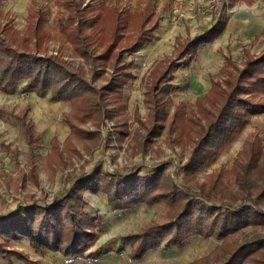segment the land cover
I'll use <instances>...</instances> for the list:
<instances>
[{
	"label": "rangeland",
	"instance_id": "obj_1",
	"mask_svg": "<svg viewBox=\"0 0 264 264\" xmlns=\"http://www.w3.org/2000/svg\"><path fill=\"white\" fill-rule=\"evenodd\" d=\"M17 1L4 0L3 7L11 11L14 17V19L11 18V26L15 32L21 34H15L16 40L19 42L20 36H26L30 49L38 55L54 57L62 62L66 69L77 71L80 78H85L90 86L76 89L92 99L95 95L90 88L99 93L105 92L106 97L109 95V90L102 86L118 70L115 57L120 53V49L129 46L130 42L136 39L140 29L142 30L141 27L139 29L135 26L136 20L142 18V14L149 12L154 17L161 16L151 11L152 6L148 0H74L77 8H86L88 13L84 15L85 17L97 16L99 12L106 15L108 11L115 9L121 17V24L126 23L123 28L118 22L117 29H106L107 33L102 39L99 32L91 28L83 29V33L88 35L84 42L88 45L91 55L86 57L75 46L74 31L71 27H67L72 22L71 17L62 0H37V9L31 7L32 0ZM223 1L222 8L226 7L225 12L232 11L227 31L228 37L224 42L201 47L197 58L190 66L177 65L173 68L171 71L173 78L170 81L173 86L171 91L173 103L167 108V116L162 126L158 125L154 135L150 134L149 129L153 127V101H147L146 95L152 90L151 85L154 83L152 70L157 64L163 62L166 56L172 55L170 52L175 46L174 41L178 34L182 32L184 35L197 34L211 24L215 16L220 14ZM230 1L154 0L156 10H160L163 13L162 16L166 14L168 22L164 28L162 27L161 30L159 28L158 36L154 33L155 38L145 42L141 48L122 52L123 58L132 64L133 73H135V77L124 87L125 106L109 111L115 103L107 104V99L111 100L107 98L106 102L102 101L106 104L104 107L106 110L99 120L88 119L79 124L80 129L85 132L98 131V135L91 133L89 135L86 132L85 135L88 137L83 139L81 133L76 132V134L72 126L63 122L62 119V112L65 109V111L70 110V107L59 108L57 106L60 104H54L48 99L49 108L40 110L36 117V127L42 135L44 128H47L45 126L48 125L49 136L42 139L41 145L35 151L36 154L34 152L31 155L36 157L35 162L31 159L29 148L17 129V121L12 116L0 119V216L14 212L18 206L29 207L33 203L42 206L50 204L59 194L67 193L77 173L92 171L95 165L101 163L108 170L118 168L124 174L132 170H137L141 174L154 173L163 163L166 166L165 173L170 176L171 181L183 187H190L195 192H198L201 187L210 188V178H219L223 185L217 188V191L215 190L216 203L234 202L232 195L239 194L247 186L251 194L256 195V192L264 187V172L261 171L264 168V155L259 153L260 157L245 183L237 178L236 167L248 162L247 155L251 152L252 143L257 145H254L256 148L260 143L264 151V112L259 115H247L243 129L227 147L217 153L215 159L203 163L192 174L186 173L185 169V164L195 145V139L189 135L197 134L195 126L191 123L193 130L188 126L185 128L187 118L189 115H196L198 98L205 97L209 92L210 76L220 72L219 69L225 59L224 52L231 53L236 60L241 61L244 47L254 45L253 34L264 29V0H258L256 5L250 8H244V0L238 1L234 6L229 5ZM218 6L221 9L218 10ZM65 8L67 11L62 10ZM37 19L43 24L39 35L33 33ZM144 24L145 28L152 25L148 21ZM120 34L122 39L119 44L107 53L109 55L107 59H103L100 55L106 52L112 40H119ZM263 47L264 39L261 37L252 50L257 52ZM164 55L166 56L163 57ZM225 77L226 72L219 73L217 79L223 84ZM19 85L18 88H21L18 91L13 89L11 94L7 92L6 96L9 98H0L1 101H5L4 104L10 107L15 106L18 111L25 106L30 92L26 88L25 81L19 82ZM223 89L219 85L208 97L223 94ZM245 90L246 88L242 93ZM49 93H52V90L47 89L42 94ZM204 93L206 94L203 95ZM178 105L185 117L180 119L176 129L177 121H172V118ZM71 110L73 111V107ZM54 136H58L61 140L58 141L55 150L48 142L49 138ZM56 137L54 140L57 142ZM4 141L11 145V149L17 147L19 149L17 154L14 151L11 155V152L2 146ZM50 150L49 154L53 155L52 164L44 159ZM245 150L246 156L243 154ZM84 198L87 202V211L92 214L98 213L100 219L95 230L97 238L93 240L91 248L99 246L109 249L124 248L121 254L106 255L97 264H216L223 260L226 252L234 248L236 242L264 236V221L256 224L248 223L226 237H192L182 246L149 249L143 257L136 260L129 255L130 247L119 239L118 235L139 231L150 223H161L170 214H174L178 207L173 209L166 203L153 205L146 203L126 211L116 212L111 209L103 193L95 194L87 191ZM237 202H240L238 195ZM260 207L264 212V198ZM0 241L10 249L27 252L36 258L37 254L29 238H11L10 240L2 238ZM43 258L45 264H56L52 261V252L46 251ZM260 258H263L262 255ZM64 262L65 264H82L79 258H66ZM0 264H7L6 258L0 256ZM243 264L261 263L249 259Z\"/></svg>",
	"mask_w": 264,
	"mask_h": 264
},
{
	"label": "trees",
	"instance_id": "obj_2",
	"mask_svg": "<svg viewBox=\"0 0 264 264\" xmlns=\"http://www.w3.org/2000/svg\"><path fill=\"white\" fill-rule=\"evenodd\" d=\"M62 3L68 8L69 17H71L72 22L67 27H71L74 31L75 46L86 57L91 55L85 43L88 35L83 33V29L91 28L99 32L102 39L107 33L106 29H117L118 22L122 28L126 25L125 22L121 24V17L115 9L108 11L106 15L99 12L97 16L85 17L84 15L88 13L86 8H77L74 0H62ZM142 15V18L135 22V26L139 29L141 27L142 30L140 29L136 39L130 42L129 46L120 49V53L115 57L118 70L102 86L109 90V95L106 97L105 92L99 93L90 88L95 95L92 99L76 89L90 86L85 78H80L77 71L66 69L64 64L54 57L38 55L30 49L26 36H20L19 42L16 40L15 34H21L12 28L11 18L3 12L0 0V88L8 89L25 81L27 89L39 94L47 89L52 90L53 101H71L73 111L66 115V121L75 133H81L82 138L85 139L88 137L85 135L88 131L80 129L79 124L88 119L99 120L106 110L104 108L106 104L102 101L106 102L107 98H111V100L107 99V104L115 103L110 110L107 108L109 111L125 106L124 87L134 77V73L132 64L123 58L122 52L141 48L145 42L153 39L155 30L159 26V16L154 17L151 12ZM223 16L224 13L220 12L219 20L213 28L198 37L179 39L174 53L166 56L163 62L157 64L152 70L154 83L151 85L152 90L146 95L147 101H153V127L149 129L150 134L154 135L158 125L162 126L167 116V108L173 103L171 95L173 86L170 83L173 73L171 71L177 65L190 63L203 43L221 33L225 26V21H222ZM146 21L152 24L151 27H144ZM42 25L37 19L33 33L41 34L39 31ZM121 39L120 34L119 40H112L106 52L100 56L107 59V56L109 57L107 53L113 47L115 48ZM187 55L190 58H187ZM225 72L224 83L214 78L206 96L198 98L196 115H189L187 118L185 128L188 126L193 130L191 123L197 132L196 135H189L195 139V145L185 164L188 174L198 170L208 160L215 159L217 153L227 147L243 129L247 115H259L264 112V49L256 55L246 51L241 64L228 58L222 69V73ZM219 85L224 88L223 94L208 97ZM244 88L246 90L242 93ZM184 117L185 114L178 105L172 118V121H177L176 129L180 119ZM18 120L22 133L34 151L39 138L33 129L32 120L26 117V112L18 115ZM90 133L99 134L98 131L88 132L89 135ZM259 144L256 148L254 146L256 144L252 143L251 152L248 155L246 150L243 152L249 158L248 162L236 167L237 178L243 183L252 173L260 157L259 153L264 155L262 146ZM56 145L57 142L54 141V150ZM52 157L53 155L49 154L47 162L52 164ZM165 169V164H161L154 173L141 174L137 170H132L128 174H123L120 171L108 172L102 166L95 167L91 172L82 174L67 193L54 198L50 204L42 206L33 203L29 207L18 206L12 213L1 214L0 238L10 240L26 237L32 241L39 252L47 248L61 251L70 257L100 258L110 249L100 246L87 253L93 245V240L97 238L95 230L100 221L98 213L92 214L86 209L87 202L84 196L87 191L106 195L107 203L116 212L126 211L146 203L150 205L166 203L173 209L178 207L174 214H170L161 223H150L139 231L118 236L130 247L129 255L136 259L143 257L149 249L182 246L192 237H226L248 223L256 224L264 221V212L260 207L264 198V187L254 195L247 186L239 194L232 195L233 204H226L224 201L216 203L215 192L217 188L222 187V180L210 178V188L201 187L198 192H195L190 187H183L171 181ZM261 171L264 172V168ZM237 195L240 202H237ZM123 249L116 247L114 251L118 253ZM2 254L26 258L20 250L10 249L0 241V255ZM263 254L264 236H257L243 242H236L234 248L226 252L223 260L216 264H243L249 259L262 264L264 263ZM261 255L263 258H260Z\"/></svg>",
	"mask_w": 264,
	"mask_h": 264
},
{
	"label": "crops",
	"instance_id": "obj_3",
	"mask_svg": "<svg viewBox=\"0 0 264 264\" xmlns=\"http://www.w3.org/2000/svg\"><path fill=\"white\" fill-rule=\"evenodd\" d=\"M20 1H22V0H20ZM238 1H241V0H231L230 1V3H229V5L230 6H234ZM245 1V6H244V8H250L251 6H255L256 5V3H257V1L258 0H244ZM17 2H19V0L17 1ZM38 1L37 0H32L31 1V3L33 4V6H31V7H35V9H37L38 7H37V3ZM148 2L151 4L150 6H152V12H156V13H158V14H161V16H160V18H159V26L156 28V30H155V35H159L158 33H157V31L159 30V28H160V30H161V28L163 27H165L166 26V24H167V22H168V19H166L167 18V16H166V14L164 15V16H162L163 15V13L160 11V10H156V4L155 3H153L154 2V0H148ZM1 5H2V10H3V12L5 13V14H7L8 15V17L9 18H12V19H14V17L11 15V11L8 9V10H6V9H4L3 7H4V0H1ZM226 5V4H225ZM31 7L29 8V12H30V10H31ZM225 8L226 7H224V8H222L223 10L221 11V13H224V16H223V18H222V21L224 20L225 21V26H224V29L221 31V33H219L218 35H215L211 40H209V41H207L206 43H203L200 47H199V49L197 50V53H196V55L194 56V58L193 59H191V61H190V63H188V64H185V65H183V66H180V67H186V66H190L192 63H193V61H194V59H196L197 58V56H198V54H199V50L201 49V47H203V46H210L211 44H213V43H221V42H224V40H225V38H227L228 37V33H227V31H228V29H229V19H230V17H231V13H232V11H230V12H225ZM62 10H64V11H67V9L65 8V9H62ZM163 17H164V19H163ZM218 20H219V14L218 15H216L215 16V19L213 20V22L211 23V24H209L208 26H206V28H204L202 31H200V32H198L197 34H191V33H187L186 35H184L183 34V32H182V34H178L176 37H175V41H174V43H175V46H174V48H173V50L170 52V54H173L174 53V51H175V49H176V47H177V41L179 40V39H181V40H184V39H186V38H189V39H194V38H196V37H198L199 35H201V34H203L205 31H207V30H209V29H211V28H213V25H215L217 22H218ZM60 26H61V24H60ZM253 36H254V39H253V43H254V45H256L257 44V41L262 37L263 39H264V29L261 31V32H256V34L254 33L253 34ZM154 38H155V36H154ZM217 45V44H216ZM253 44H252V46H249V47H247V45L244 47V49H243V51H242V59H241V61H238V60H236L235 58H234V56H232L231 55V53H229V52H224V54H223V56L225 57V59H224V63H223V65L221 66V68L219 69L220 70V72L219 73H222V69H223V67L226 65V63H227V59L228 58H231L232 60H234L235 62H237L238 64H241L242 63V61H243V58H244V53L246 52V51H249V53L250 54H254V55H256L257 53H259V52H261L263 49H264V47L261 49V50H259V51H257V52H254L253 50H252V48H253V46H254ZM170 54H166V55H170ZM166 55H164L163 57H165ZM162 57V58H163ZM187 58H190V56L189 55H187L186 56ZM161 58V59H162ZM179 68V67H178ZM177 69V68H176ZM134 72V71H133ZM219 73H214L213 75H211L210 76V85L212 84V81H213V79L214 78H217L218 77V75H219ZM134 77H135V73H134ZM16 85H17V87H16ZM15 86H12L11 88H8V89H1L0 88V98H2V99H4V98H7L8 96H6V94H8L7 92H9V94H11V92H12V90L14 89V91H18L19 90V88H21V87H19L18 88V85H19V83L18 84H16ZM19 86H21V85H19ZM211 87H212V85L210 86V88L209 89H211ZM206 93H204L203 95H205ZM9 98V97H8ZM48 99L49 100H51V102H53L54 104H60V105H56L57 107H70V110H68V111H63L62 112V119H63V122H65L66 124H68V122L66 121V115L67 114H69L70 113V111H71V107H73V105L69 102V101H64V100H56V101H53L52 99H51V93H49V94H45V95H43L42 93L41 94H39V93H37V92H35V91H33V90H30V92H29V96H28V99H27V102L25 103V106L23 107V108H21V109H19V111H18V109L17 108H15V106H13V107H10V106H7L6 104H4L5 103V101H1L0 100V119H5V118H7L8 116H12L16 121H17V123H18V126H17V129H18V131H19V133L21 134V136H22V138H23V140L25 141V144H26V146H27V148H29V152H30V157H31V155L38 149V147L41 145V143H42V139L44 138V139H46L48 136H49V131H48V129H50L49 127H48V125L47 126H45V127H47V128H44V132H42V135H41V133L38 131V128L36 127V117L38 116V114L40 113V110H42L43 108H49L48 106L50 105L49 104V101H48ZM53 108V107H52ZM58 108V109H59ZM35 109H37L36 111H35ZM32 110H34V111H32ZM23 112H26V117H28L29 119H31L32 120V125H33V129L35 130V132H36V134L38 135V138H39V140H38V144H37V146L35 147L36 149L34 150V151H32V149L30 148V145H29V143L27 142V139H26V137H25V135L22 133V130H21V124H20V121L18 120V115H20V114H22ZM32 113H33V115H32ZM65 126V125H64ZM56 136H54V137H50L49 138V145H50V147H52V145H53V143H54V138H55ZM67 139V137L65 138V140ZM56 140H57V143H58V141H61L59 138H58V136L56 137ZM2 146L5 148V149H7V150H9L10 152H11V155L13 154V152L15 151V153L17 154V152H18V148L17 147H14V149H11V145L9 144V143H7V142H3L2 143ZM53 149V148H52ZM51 152V150L47 153V155L49 154ZM34 154H36V152L34 153ZM47 155L44 157V159H45V161L47 162ZM31 159H33L35 162L37 161L36 160V157L35 156H32L31 157ZM48 163V162H47ZM163 164V163H162ZM161 165V164H160ZM103 167L106 171H108V172H116V171H120V172H122L120 169H118V168H116V169H113V170H108V168H106V167H104L103 166V164L101 163V164H97V165H95L94 166V168L95 167ZM93 168V169H94ZM87 172H91V171H87ZM86 172V173H87ZM85 172H81L80 174H76V177L75 178H73V180H74V182L79 178V177H81L82 176V174H84ZM123 173V172H122ZM130 173V172H129ZM124 174V173H123ZM73 182V183H74ZM71 187V186H70ZM69 187V188H70ZM60 195V194H59ZM120 235V234H119ZM118 235V236H119ZM33 244V243H32ZM33 246V250H35V254H37V255H35L36 256V258H34L32 255H29L27 252H22L25 256H26V258H22V256H19V255H14V256H11V257H9V256H7V255H4V254H2V255H0L1 257H4V259L6 258V261H7V264H19V263H23V264H45L44 263V258H43V256H44V254L46 253V251H49V252H52L53 253V260L52 261H54L56 264H65V262H64V260H66V258L67 259H75V258H79V260L80 261H82L81 263L82 264H84V263H90V262H92V263H94V264H97V263H99V261H101V260H103V258L106 256V255H108L109 256V254H111V253H115L116 255H118V254H121L122 252H115L114 251V248H112V249H110L108 252H106L103 256H101L100 258H98V259H93V258H89V259H87V258H85V257H83V256H75V257H70V256H66V255H64L61 251L59 252V251H54V250H51V249H45L44 251H41V252H39L38 250H36L35 249V247H34V245H32ZM100 247V246H99ZM98 247H90V249L87 251V253H89V251H91V250H94V249H97ZM116 248V247H115ZM28 254V255H27ZM135 259V258H134ZM136 260H138V259H136Z\"/></svg>",
	"mask_w": 264,
	"mask_h": 264
},
{
	"label": "built area",
	"instance_id": "obj_4",
	"mask_svg": "<svg viewBox=\"0 0 264 264\" xmlns=\"http://www.w3.org/2000/svg\"><path fill=\"white\" fill-rule=\"evenodd\" d=\"M223 5H224V1L222 2V5H221L220 7L222 8V7H223ZM220 7L218 6V10H219V8H220ZM221 8H220V9H221Z\"/></svg>",
	"mask_w": 264,
	"mask_h": 264
}]
</instances>
